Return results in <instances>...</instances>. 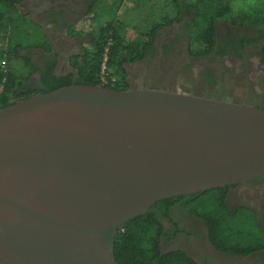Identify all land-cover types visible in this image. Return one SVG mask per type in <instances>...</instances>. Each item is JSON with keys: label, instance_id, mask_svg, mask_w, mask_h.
I'll list each match as a JSON object with an SVG mask.
<instances>
[{"label": "water", "instance_id": "obj_1", "mask_svg": "<svg viewBox=\"0 0 264 264\" xmlns=\"http://www.w3.org/2000/svg\"><path fill=\"white\" fill-rule=\"evenodd\" d=\"M262 176L264 108L152 88L35 94L0 109V264H117L115 236L156 202Z\"/></svg>", "mask_w": 264, "mask_h": 264}, {"label": "trees", "instance_id": "obj_2", "mask_svg": "<svg viewBox=\"0 0 264 264\" xmlns=\"http://www.w3.org/2000/svg\"><path fill=\"white\" fill-rule=\"evenodd\" d=\"M23 0H0V109L26 100L35 94H45L70 86H99L98 72L105 48L108 46V65L118 77L113 88L116 92L127 91L125 65L143 60L152 52L158 31L173 22H181L182 15L187 38V54L195 59L207 58L216 49L219 25H226V36L230 32L264 28V0L253 7H235L236 3L248 0H164L171 7L169 16L154 23L150 29L127 38L128 26L117 19L122 6H135L154 0H92L90 22L96 26L87 33L90 39L78 56L71 60V68L77 78H55V62L45 74V84L38 91H25V82L36 72L31 59L24 53L29 49L51 52L41 27L23 15L18 6ZM221 31H224L222 29ZM243 48V46H242ZM218 55L224 56L222 51ZM264 57V45L260 57ZM263 61V60H262ZM263 64V63H262ZM225 189L211 190L191 195L196 205L185 206L197 209L208 231L212 246L223 253L248 255L264 250V231L258 229L252 215L238 211L229 212L223 204ZM161 225L150 215L135 217L127 221L114 238V258L117 264H195L181 251L163 253L159 247Z\"/></svg>", "mask_w": 264, "mask_h": 264}, {"label": "flooded vegetation", "instance_id": "obj_3", "mask_svg": "<svg viewBox=\"0 0 264 264\" xmlns=\"http://www.w3.org/2000/svg\"><path fill=\"white\" fill-rule=\"evenodd\" d=\"M40 1L41 4H39ZM35 2L37 5L33 8L34 0H23L18 9L32 22L33 10H35V20L48 33L49 37L43 32L51 45V52L45 53L40 49H29L24 52L31 59V63L36 70L25 82L24 92H34L43 88L45 74L49 71L48 69L53 62H55L53 76L55 78L72 76L71 82L74 83L77 75L76 71L71 68V60L74 56L81 54L83 47L85 44L87 46L90 40L87 36L88 31L83 32V26L80 23L90 13L92 0H35ZM43 2H48L49 5L43 4ZM182 16L183 20L181 22H173L170 25L169 28L172 29V32L167 41L162 40L159 45L153 43L152 52L143 60L132 64H146L147 61L155 58L157 52H160L163 60L169 59V61H173L169 66L173 70L178 67V69L186 72L190 66L193 67L190 64L199 63L197 70L192 69L191 72L195 74V78L199 83L206 84L208 87H213L222 81V71L220 69L222 67L228 69L229 65L237 68V72L239 71V75L243 76L249 86L258 85L260 87L261 81H264V57H260L264 45V28L253 31L239 29L236 34L235 32H230L226 36L228 26L219 25L221 27L218 29L215 51L207 58L195 59L187 54V38L183 31V21L188 20L190 17ZM222 29L224 31H221ZM157 38L158 35L155 40ZM182 44H184V49L181 47ZM178 50L184 52L186 59L178 58ZM219 51H222L224 56L218 55ZM209 60H213L214 63H208ZM129 65H125L124 69ZM231 72L229 70V74ZM126 78L127 76L125 77L127 89L155 88L154 85H156V81L142 83V80H129L128 78L126 80ZM173 80L177 81L174 77L170 82ZM168 84L164 83L155 89L173 91L172 86L170 87ZM263 87L261 89H264ZM178 90L182 91L179 88ZM225 94L220 99L227 100ZM229 96L230 98L227 101L235 103L246 102V104H248L247 101L251 102L253 97L248 91H245L239 99L234 98L232 95ZM262 98L253 100L257 103L250 105L264 108V104L261 105V102L263 103L264 101V98ZM225 188L223 204L228 211L234 214L238 211H243L252 215L258 229L263 232L264 176L248 181L246 184L227 186ZM196 202L197 198L191 197V195L178 196L158 201L148 209L147 212L162 227L159 247L163 253L181 251L195 264H264V250L251 252L245 256L216 250L209 241L205 223L200 215L195 212L197 209L188 210L185 208V206L196 205Z\"/></svg>", "mask_w": 264, "mask_h": 264}, {"label": "rangeland", "instance_id": "obj_4", "mask_svg": "<svg viewBox=\"0 0 264 264\" xmlns=\"http://www.w3.org/2000/svg\"><path fill=\"white\" fill-rule=\"evenodd\" d=\"M259 1L260 0H248L244 3H236L235 7H253L257 5ZM170 14H172L171 7L167 4V2H165L164 0H154L151 2L140 3L135 6L133 5L131 7L122 6L117 12V19L129 27L128 34H126V37L130 38L134 35L130 33L132 29L133 33H142L145 30L150 29V27L154 23H158L160 19L165 18ZM92 17L93 12L89 13L88 16L85 17L83 21H81L80 24L83 26V32H90L92 31V29L95 28L96 23L90 22ZM169 27L170 25H166L158 31V38L154 40L155 44L159 45L160 41H167L169 39V36L172 32V29H170ZM84 47H86V44ZM181 47L184 49V44H182ZM178 54V58L186 59L183 51L180 52L178 50ZM152 60L147 61L146 64H132L127 66V68H125V77L127 76L129 80H142V83L156 81V85H154L155 88H157V86H162V84L164 83H171L168 85L170 87L172 86L173 91L175 92L179 88L182 90V92L185 93L190 92L196 95L203 94L205 96H216V98H222V96L226 93L225 96L227 100H229L230 98L229 95H232L234 98L239 99V97L243 96L245 91H248L253 96V99L251 98V102L247 101L249 105L257 103L253 100H257L261 97L264 98V89H261L264 86V81H261L260 87L258 85L249 86V83H247L243 76L239 75V71L237 72V68L232 65H229L228 68L232 71L230 74L228 69H225L224 67L220 69V71H222V81L220 83L215 84L213 88L206 86V84L199 83L195 78V74H192V69L197 70V66L199 65V63L190 64L193 67L190 66L188 70L184 72L178 69V67L175 70L169 67L170 64L173 63V61H169V59L163 60L161 58L160 52H157L155 58H153ZM213 60H209L208 63L213 64L215 61ZM186 66L188 67V65ZM174 77L175 79H177V81L175 82L173 80L172 82H170L172 79H174ZM263 104L264 101L263 103L261 102V105Z\"/></svg>", "mask_w": 264, "mask_h": 264}, {"label": "built area", "instance_id": "obj_5", "mask_svg": "<svg viewBox=\"0 0 264 264\" xmlns=\"http://www.w3.org/2000/svg\"><path fill=\"white\" fill-rule=\"evenodd\" d=\"M108 46L104 50L97 76L99 86L103 88H113L118 83V77L112 74L108 65Z\"/></svg>", "mask_w": 264, "mask_h": 264}, {"label": "crops", "instance_id": "obj_6", "mask_svg": "<svg viewBox=\"0 0 264 264\" xmlns=\"http://www.w3.org/2000/svg\"><path fill=\"white\" fill-rule=\"evenodd\" d=\"M37 5V3L35 2V0H34V4L32 5V7L34 8V6H36ZM20 7V6H19ZM18 7V8H19Z\"/></svg>", "mask_w": 264, "mask_h": 264}]
</instances>
